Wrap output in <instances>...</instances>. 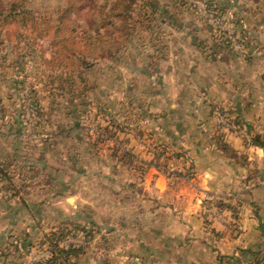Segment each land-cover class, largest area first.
<instances>
[{
    "label": "crops",
    "instance_id": "crops-1",
    "mask_svg": "<svg viewBox=\"0 0 264 264\" xmlns=\"http://www.w3.org/2000/svg\"><path fill=\"white\" fill-rule=\"evenodd\" d=\"M249 35L244 54L232 45L211 56L192 39L165 41V54L143 69L150 102L139 131L120 135L133 160L123 158V200H85L82 189L93 187L67 184L65 157L56 165L45 155V186H24L21 198L0 194V250L8 242L42 247L45 234L71 221L99 226L73 264H264V25ZM34 186L44 197L32 198ZM39 251L0 253V264H32Z\"/></svg>",
    "mask_w": 264,
    "mask_h": 264
},
{
    "label": "rangeland",
    "instance_id": "rangeland-1",
    "mask_svg": "<svg viewBox=\"0 0 264 264\" xmlns=\"http://www.w3.org/2000/svg\"><path fill=\"white\" fill-rule=\"evenodd\" d=\"M66 1L26 0V6L28 9H37L45 13ZM205 1L157 0V5L164 6L167 11V14L152 21L153 31L159 32V42L156 41L153 32L149 34L135 28L136 36L129 44L130 55L122 59L120 63L99 60L87 73L90 83L96 86L89 93V103L78 106L77 110L72 112L60 104L58 107L55 106L58 108L56 111L50 107L51 98L43 89V82H39L40 71L43 68L39 66L42 62L40 58L49 57L50 41L44 37L37 39L33 58L27 56L24 58L26 67L22 73L18 74L10 68L6 69L5 77L0 73V159L10 154L12 156L17 151L19 154L26 152L27 156L35 158L51 155L54 159H52L53 163L56 164L57 159L63 155L66 161L65 169H63L67 174L65 176L67 184L93 187L88 188L90 191L82 189L81 194L85 196V200L96 201L103 196V199L113 197L122 201L125 193L120 188L128 181V176L122 168L128 164L125 160L130 162L133 160L125 156L124 153L127 151L122 145L120 135L122 132L131 130L138 132L136 128L139 119L138 104H149L150 102L144 97L149 81L148 74L143 72V69L148 61L147 55L153 52L152 44L160 45L162 41L169 40H187L191 39L193 34L199 39L206 38L210 42L211 35H220V30L228 37V41L232 42L233 49L244 54L246 53V42L251 38L249 30L264 25V0H207L208 3H222L225 6L220 15L207 10ZM85 13L86 9L75 14L81 24H84ZM155 16L158 15L155 14ZM210 26H212V31ZM16 30H18L16 27L9 29V31H15L14 34L22 32ZM241 31L244 32L245 39ZM24 33L28 34V32ZM222 39V37L218 38V41H224ZM0 41H2L0 60L5 54V63L8 64L13 55L7 54L13 43L8 42L4 28L0 29ZM8 43L10 47H6ZM22 51L27 52L25 49ZM15 79L17 82L13 81ZM29 83H33L38 89L36 96L39 98L44 114L46 112L48 118L46 121H39L38 115L33 113ZM99 107L105 109L106 112L114 113L115 122L113 123L110 116ZM75 121H79L81 129L71 130L69 128ZM17 157V161H21L20 156ZM36 163L38 169L44 168L45 170V160ZM73 167L76 175L71 169ZM16 172L18 176L19 169ZM23 176L19 175L15 180L13 179L16 189L24 191V186L28 185V189L31 190L32 183L45 186V173L39 170L34 169L30 174ZM108 185L119 189V193L106 190ZM36 188L34 186L33 191L28 190V193L33 195V199H41L44 195ZM4 193L7 197L13 196H11L12 192ZM100 209L104 208L97 206L94 211Z\"/></svg>",
    "mask_w": 264,
    "mask_h": 264
},
{
    "label": "trees",
    "instance_id": "trees-1",
    "mask_svg": "<svg viewBox=\"0 0 264 264\" xmlns=\"http://www.w3.org/2000/svg\"><path fill=\"white\" fill-rule=\"evenodd\" d=\"M206 1L207 10L216 12L218 15L225 8L222 3ZM85 9L84 24H81L75 14ZM155 14L158 16L156 17ZM164 14H167V11L164 6L157 5V0H67L45 13L37 9H28L26 0L0 1V29L6 30L8 42L13 43L7 54H12L13 57L7 64L5 63V54L2 56L0 73L5 77L8 68L18 74L22 73L26 67L24 58L26 56L33 58L36 40L47 38L50 41L51 50L49 57L40 58L42 62L39 66L43 68L40 71L39 82H43L42 87L51 98L49 104L52 109L58 110L57 107L60 104L69 108L71 112L76 111L78 106L89 103V93L96 87L90 83L87 76L92 67L99 60L120 63L122 59L130 55L129 44L131 39L136 36L135 28L149 34L153 32L156 41L159 42V32L153 31L152 21ZM13 27L22 32L14 34L15 31H9ZM211 29L212 26H210ZM24 32H28V34ZM219 32L220 35H211L210 42L206 38L199 39L194 34L191 39L203 52L214 56L221 48H232V42L228 41L224 32L220 30ZM241 34L245 39L243 31ZM221 37L224 41H218V38ZM6 47H10L9 43L6 44ZM151 47L153 52L147 55V58L150 63H154L155 58L165 54V43L162 41L160 45L152 44ZM24 49L27 50L26 53H23ZM138 53H140L139 49ZM13 81L17 82L16 79ZM29 90L33 113L38 115L39 121H46L48 119L46 112L44 114L39 98L36 96L38 89L33 83H29ZM143 106L145 103L138 104V116H140ZM99 109L106 112L102 107ZM105 114L110 116L113 123L115 122L114 113L107 111ZM69 128L76 130L82 127L79 121H75ZM136 128L138 130V127ZM251 140L262 143L259 134L252 133ZM17 156H20L21 162L14 163L10 160L0 159V194L12 192L11 196L19 195L18 197L21 198V190L16 189L13 179L15 180L19 175L23 176L33 172L34 169L35 171L43 170L44 168L36 167V162L44 161V159L38 157L28 160L26 152L19 154L17 151L13 153L11 159H15ZM17 169H19L18 176ZM23 172L25 173L23 174ZM41 173H45V170ZM25 179L27 178L25 177ZM2 195H0L1 198ZM98 231L99 226L93 223L86 225L71 221L64 222L44 235V244L49 249L48 257L32 264H67L69 262L73 264L71 260L85 252ZM261 231L264 235V224H261ZM68 236L77 237L83 243L62 244ZM36 245L38 244L28 243L19 248L8 242L1 248L0 253L5 257H13L17 252V258H21L23 253H28L32 246L41 250V246Z\"/></svg>",
    "mask_w": 264,
    "mask_h": 264
},
{
    "label": "built area",
    "instance_id": "built-area-1",
    "mask_svg": "<svg viewBox=\"0 0 264 264\" xmlns=\"http://www.w3.org/2000/svg\"><path fill=\"white\" fill-rule=\"evenodd\" d=\"M217 116H218V119H219V121L221 122V123H226L227 125H229L230 127H232V128H234V129H237L238 131H242L243 129H241V127H240V125H237V124H235V123H228V122H225V119L222 117V115H220L219 113H217ZM67 240V239H66ZM81 240V239H80ZM67 241H63L62 242V244L64 243V244H67L66 243ZM38 254H39V259L37 260V261H39V260H43V259H45L46 257H48V255H49V249H48V247L45 245V244H43V246L41 247V250L38 252Z\"/></svg>",
    "mask_w": 264,
    "mask_h": 264
}]
</instances>
